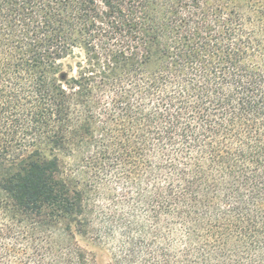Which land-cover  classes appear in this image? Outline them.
I'll use <instances>...</instances> for the list:
<instances>
[{"label": "trees", "instance_id": "1", "mask_svg": "<svg viewBox=\"0 0 264 264\" xmlns=\"http://www.w3.org/2000/svg\"><path fill=\"white\" fill-rule=\"evenodd\" d=\"M116 232L115 264H264V0H0V264Z\"/></svg>", "mask_w": 264, "mask_h": 264}, {"label": "rangeland", "instance_id": "2", "mask_svg": "<svg viewBox=\"0 0 264 264\" xmlns=\"http://www.w3.org/2000/svg\"><path fill=\"white\" fill-rule=\"evenodd\" d=\"M103 210L104 209H102V211ZM102 211H99L101 215L103 214ZM102 226L103 223L99 224L96 229L99 230L102 228ZM97 240H99L100 242ZM96 241L101 244L97 243ZM78 242L82 248L96 256L99 264H115L113 255L118 253V250L115 249V247L118 246L119 242L117 232L114 234L112 241H110L109 243H107V240L102 236L96 235L95 238L93 234L86 237L78 235Z\"/></svg>", "mask_w": 264, "mask_h": 264}]
</instances>
